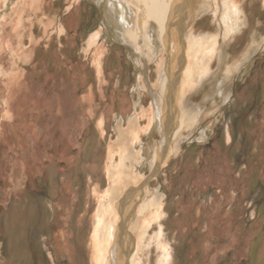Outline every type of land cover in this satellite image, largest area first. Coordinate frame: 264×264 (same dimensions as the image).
<instances>
[{"label":"rangeland","instance_id":"374dc122","mask_svg":"<svg viewBox=\"0 0 264 264\" xmlns=\"http://www.w3.org/2000/svg\"><path fill=\"white\" fill-rule=\"evenodd\" d=\"M231 1L242 9L244 24L226 32L220 22ZM45 2L39 0L36 9L31 0H0V264H99L95 216L107 198L116 128L120 123L126 129L136 116L141 131L132 142L137 160L130 169L138 181L145 180L150 165L141 159H151L160 142L154 92L167 52L153 28L155 53L142 40L131 47L114 33L111 40L92 44L95 33L82 42L72 40L64 51L53 42L37 43L31 38H40L43 28L34 23L39 18L33 12H42ZM187 27L195 38L212 36L204 41L219 50L210 55L199 48L186 58L183 73L195 75L192 68L200 63L198 75L205 76L207 64L210 74L223 78L230 96L220 104L225 96L218 91L213 102H205L198 125L184 129L178 151L168 153L148 180L143 197L158 190L162 201L145 234L140 264H162L167 249L169 264H264V0H213L206 13L189 18ZM170 39L175 41L173 31ZM69 62L67 76L59 68ZM97 62L105 83L98 79ZM47 78L55 84L45 87L41 80ZM212 91L205 84L186 97L198 104ZM62 230L70 253L56 247ZM25 232L29 239L20 241Z\"/></svg>","mask_w":264,"mask_h":264},{"label":"bare ground","instance_id":"6f19581e","mask_svg":"<svg viewBox=\"0 0 264 264\" xmlns=\"http://www.w3.org/2000/svg\"><path fill=\"white\" fill-rule=\"evenodd\" d=\"M31 1L32 6L37 9L38 4L36 3L39 0ZM97 1L99 2V0ZM42 2H39L40 5ZM108 2L109 5L105 10L111 18L109 28L113 30L115 35L120 37L119 39L127 42L131 47L136 46V48L137 44L141 45L142 40L149 47L151 46L149 51L155 53L157 52V47L153 49L154 44H152L151 33V28H153L158 34L160 49L167 52V65L162 64L164 72L159 76L157 80L159 88L154 92V103L156 107L154 108L158 112L157 123L160 142L156 148L154 147L155 149L153 150L151 159H147L146 157L141 159L143 162H149L150 176L143 181H138L139 177L135 176L130 169L133 165L135 168L137 160L132 148V142L139 131H141L138 127L136 116L134 115L128 120L126 129H121L120 123H118L116 128L118 139L114 141L111 147V151L114 154L109 159L112 163L109 173V187L105 195L107 198H103L98 204L95 216L96 225L93 239L95 240L97 248L96 263L140 264L141 259L139 254L140 252H144L148 245L145 234L151 225L150 222L157 217V212L162 201V193L155 189L150 198L143 197L148 180L159 171L160 164L164 161L168 153H176L178 151L184 129H187L190 125H198L205 110L204 105L208 102H213L214 95L218 91L221 95L225 96L220 104L225 103L230 96V88L222 81L223 78L222 80L218 79L217 76L208 72L207 64L204 66L206 68L204 70L206 71L205 76L198 75L199 70L202 69L197 68L200 63H195L194 68H192L196 72L195 75L183 73L187 64L186 58L190 57L191 54L196 55L199 48L203 54L205 52L210 54L213 50H219L214 42L208 41L207 44L205 43L204 40L208 38L210 40L212 36L199 35L195 38L193 33L185 30L188 28L189 18L192 20L194 17H199L206 13L209 6L212 5L213 0H129L126 1L127 3H124L123 0H115L112 4L110 1ZM129 4L130 6L132 5L131 9ZM127 13H130L132 16H127ZM116 18L119 23L118 25L112 24V19ZM22 22L19 20L16 24L20 25ZM242 24H244L242 9L231 1L230 6L224 10L220 25L225 26L226 32H230L231 30L239 29ZM147 30H149L148 33H146ZM171 31L174 33L175 41H171L170 39ZM31 39L34 38L32 37ZM98 39L103 40V37L95 34L91 37L90 44L96 43V41L98 42ZM12 40L13 38L7 39L5 45ZM204 44L206 47L202 49L201 46ZM1 45L4 46V43ZM26 52L27 49L25 48L23 51L25 58ZM193 57L199 60V62L204 59V57ZM141 58L143 59L144 57ZM142 61L144 62V60ZM205 84L212 86L214 91L210 95L205 96L202 103L192 104L191 98L186 97L187 92L192 91L195 87L202 88ZM199 136L202 140L206 138L205 131H202ZM115 151L118 152V156H114L116 154ZM115 157H117V161H114ZM122 179L124 182L121 189L119 183ZM48 197L52 200L51 196ZM32 198L30 193L27 192L25 199L28 202L27 207L32 206L30 204ZM135 198L139 200L138 203L134 202ZM49 205L48 207L52 206ZM31 208L28 209V212L31 211ZM20 212L18 210L15 213L22 214ZM128 228L129 231L131 230L136 234V240L131 237ZM60 235H64V237L61 240V245L58 242L56 243V247L58 246V248L60 247L65 250V253H70V249L65 243L66 231L64 230L62 234H58L56 236L57 240L60 239ZM169 261L170 252L167 249L165 250L161 263L169 264Z\"/></svg>","mask_w":264,"mask_h":264},{"label":"crops","instance_id":"0c3cea01","mask_svg":"<svg viewBox=\"0 0 264 264\" xmlns=\"http://www.w3.org/2000/svg\"><path fill=\"white\" fill-rule=\"evenodd\" d=\"M46 2L47 4H45L44 9L47 8L48 10L47 13L44 12V9H42V12H36V13L33 12V14H35L39 18L37 22L34 23H36L37 25L38 24L41 25V27L43 28V33L40 34V38L36 39V37H34V40L38 41L37 43L53 42L56 43V45L59 47L58 51H61V49L64 51L67 48L66 46H69V43L72 42V40H79V42H82L83 40H87L88 36L93 33L99 34L101 37H105L106 40H110L109 36H111V34L114 33L113 30L109 28L110 26L109 24L111 23L110 21L111 18L104 10L107 0H104L99 5H95L94 0H46ZM32 11H34V8L32 9ZM112 24L115 25L119 24L117 18L112 19ZM80 51H82L81 52L82 55L86 56L85 49L84 48L81 49V46H80ZM90 51L92 50L90 49ZM28 52L29 51L27 50L25 62L29 58ZM31 57L32 59L36 58V56L32 55V52H31ZM68 64L69 65L64 64L63 68H59V71L63 72L64 75L67 74V76H69L72 73L70 62ZM66 65L69 66V68L68 67L65 68ZM95 65H96V72L98 74L97 75L98 79L103 78L102 81L103 83H105L104 68L100 67V65L101 66L103 65L99 64L98 62ZM23 68L24 70L28 69L24 66ZM55 68L56 65L52 66L49 73L53 72ZM41 81L44 83L45 87L46 86L51 87L53 86L52 84L54 83V80L49 78H47V80L44 79ZM13 202L16 203V200L13 199ZM9 214L8 216L10 218ZM10 224L11 222L9 219L7 225V231L9 238L13 239V237L16 236L11 234ZM26 232L23 235L19 236L20 241L25 242L29 239L30 236L28 237L25 236ZM10 243H12V241L9 242V245ZM28 243L31 242L29 241ZM4 244L5 243L3 242L1 243V248L3 247ZM12 245L13 244H11L10 247ZM19 254L20 252L14 254V256ZM10 256H13L12 253ZM10 256H8V258ZM21 256H23V254H21ZM18 264H24V260L23 262H18Z\"/></svg>","mask_w":264,"mask_h":264}]
</instances>
